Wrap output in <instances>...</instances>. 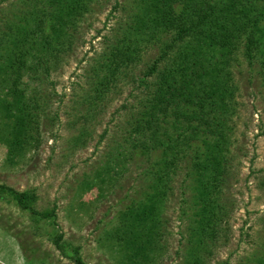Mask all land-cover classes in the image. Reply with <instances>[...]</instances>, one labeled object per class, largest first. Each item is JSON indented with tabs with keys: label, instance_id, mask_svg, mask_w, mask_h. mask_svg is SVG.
<instances>
[{
	"label": "trees",
	"instance_id": "obj_1",
	"mask_svg": "<svg viewBox=\"0 0 264 264\" xmlns=\"http://www.w3.org/2000/svg\"><path fill=\"white\" fill-rule=\"evenodd\" d=\"M95 1L40 0L36 20L29 16L17 26L10 43L20 52L9 53L0 65L11 95L0 100V137L14 156L39 144L42 135L41 115L21 86V48L41 52L48 72V63L75 43L79 22ZM136 5L132 23L108 40L99 59L94 98L104 100L124 81L132 83L137 103L126 108V133L132 160L138 153L148 165L151 191L121 210L110 236L124 261L156 263L164 249L165 204L184 173L192 216L182 264H206V255L229 241L233 203L226 189L239 91L235 72L244 61L264 65V0H138ZM151 48L154 56L144 63ZM5 194L60 230L57 206L39 210L35 191L0 183V196ZM62 240L63 233L54 239L60 250ZM79 251L74 248V262L85 264Z\"/></svg>",
	"mask_w": 264,
	"mask_h": 264
},
{
	"label": "rangeland",
	"instance_id": "obj_2",
	"mask_svg": "<svg viewBox=\"0 0 264 264\" xmlns=\"http://www.w3.org/2000/svg\"><path fill=\"white\" fill-rule=\"evenodd\" d=\"M39 1L0 0V65L9 53L19 54L11 38L24 18L36 20ZM136 2L96 0L79 22L75 43L48 63V72L41 52L34 48L27 54L21 48V86L41 115L42 135L22 156H14L0 137V183L15 191H35L39 210L56 205L60 230L20 209L11 195H1L0 264H75L74 248L85 264H131L110 231L121 210L151 191L144 171L148 165L138 153L132 160L126 133V108L137 99L128 81L104 100L95 101L94 90L108 40L132 23ZM45 33L47 29L36 37ZM147 52L144 63L154 56L152 48ZM235 74L239 91L226 189L233 203L229 241L213 248L206 264H258L264 258V65L244 61ZM4 75L0 73V100L8 101ZM189 197L181 173L165 204L164 249L154 264L183 263L192 216ZM60 233L62 250L54 241Z\"/></svg>",
	"mask_w": 264,
	"mask_h": 264
}]
</instances>
